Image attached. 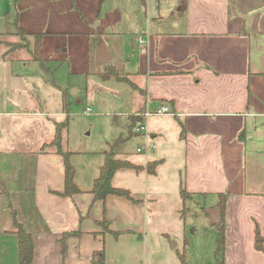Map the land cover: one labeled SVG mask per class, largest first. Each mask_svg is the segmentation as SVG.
I'll use <instances>...</instances> for the list:
<instances>
[{
    "label": "crops",
    "instance_id": "obj_1",
    "mask_svg": "<svg viewBox=\"0 0 264 264\" xmlns=\"http://www.w3.org/2000/svg\"><path fill=\"white\" fill-rule=\"evenodd\" d=\"M2 13L0 35L15 34L16 18L25 32L44 33L39 54L46 62L32 58L31 45L0 42V264H19L12 208L33 236L31 264H94L103 248L105 264H156L148 261L150 233L157 247L164 250L167 242L164 231L152 228L158 215L149 204L165 191L181 196L182 185L192 193L182 208L185 221L197 197L209 215L218 193L229 194L227 251L217 264H264V251L255 247L257 227L264 241V0H0ZM139 34L145 44L136 43ZM102 46L111 55L103 65L97 60ZM107 66L138 88L102 79ZM89 79L91 93L129 105L124 141L134 135L161 139L144 158L134 155L142 147L116 153L141 165L163 159L156 175L146 169L115 174L113 183L126 182L140 202L113 194L95 199L90 191L108 149L71 148L82 190L73 196L62 194L63 155L55 148L41 151L54 139L56 122L69 117L70 90L76 94ZM162 105L173 112L157 115L167 122L154 131L147 122L149 135L139 130L151 117L145 112ZM130 114L143 117L131 133ZM104 219L112 231L99 223Z\"/></svg>",
    "mask_w": 264,
    "mask_h": 264
},
{
    "label": "rangeland",
    "instance_id": "obj_2",
    "mask_svg": "<svg viewBox=\"0 0 264 264\" xmlns=\"http://www.w3.org/2000/svg\"><path fill=\"white\" fill-rule=\"evenodd\" d=\"M0 19H4L3 13L0 15ZM33 39L30 35L20 36L17 30L12 35H0V42L8 45V47L10 46V48H13L14 45L26 48L31 45L33 48ZM88 81L92 84L90 79L83 80V83L78 86L82 90L76 94H73L75 88L70 90L69 126L67 129L69 132L68 135L66 132L64 134L63 147L83 152L101 151L102 149L110 150L113 148L118 155L126 148L130 149L129 152H133L138 147H142V153L134 152V155L144 158L146 152L152 151V147L158 138L151 136L150 141L146 142L144 136L135 137L133 133V138L131 137L127 141H118L121 133L125 134L127 115L124 113H130L129 105H127L125 100H120L115 96L112 98L102 91L91 93L88 91L90 86ZM97 81L99 82L100 80ZM113 82H116V79H113ZM123 82L119 83L120 85L118 86L128 88L129 84ZM71 100H75L73 104ZM87 107L92 108L91 113H84ZM147 122L154 131L156 126L165 124L167 120L163 117L152 115L143 124L146 126ZM145 133L149 135L147 130ZM165 137L166 139L169 138L167 135ZM158 143L161 144V139H158ZM156 155L154 156L156 157ZM84 166H87V164H84ZM169 169L170 167L168 166L167 170ZM127 185L126 182L122 184L123 187H127ZM162 185L163 183H158L157 187L162 188ZM158 195L160 196L159 199L156 203L149 204L148 209L151 214L158 215V220L154 223L155 227L152 228H158L160 230L159 233L164 231L165 236L163 239L165 241L161 239L162 237L160 239L167 242V244L164 250L159 248V246L157 247V237L150 233L148 261L156 264H179V262L182 264L179 256L182 253L185 255L186 264H214L215 250L218 246V231L216 225L211 222L209 215L202 212L199 203H203L204 199L197 197L195 201L189 203L192 208L185 221L182 216L184 202L178 192L170 190ZM211 198L208 197L207 203L213 202L214 199L211 200ZM195 210L198 211L196 212ZM200 210L201 213L199 212ZM185 236L188 239L187 243H185ZM176 243H178V246H174Z\"/></svg>",
    "mask_w": 264,
    "mask_h": 264
},
{
    "label": "trees",
    "instance_id": "obj_3",
    "mask_svg": "<svg viewBox=\"0 0 264 264\" xmlns=\"http://www.w3.org/2000/svg\"><path fill=\"white\" fill-rule=\"evenodd\" d=\"M76 9H78L77 6H75ZM16 27H17V33L22 35H30L33 39V48H31L32 58L34 60L39 61L43 66L45 65V60L41 58L39 54V48L42 41V37L44 35L43 32H37V33H27L24 31V29L19 25L18 18H16ZM15 46V45H14ZM13 46V47H14ZM15 48H21V46H15ZM181 72V71H178ZM102 79H110L112 77H115L116 79L124 82H128L130 86L133 88H138L137 84H135L132 80L129 79V77L126 74H121L115 67L113 66H107L106 69L101 72ZM63 104L64 109L67 110L68 108V102L66 93H63ZM131 121V130L130 133L134 131V120L141 119L143 120V117L137 116L135 114L129 115ZM181 125V132L180 137L186 138L187 129L184 122L180 121ZM69 126V117H67L65 120L56 122V132L54 139L49 142L45 143L42 146V152H46L49 150V148H55L57 152L63 155L64 157V165H65V188L64 192H62L65 196H73L76 193L81 192V188L78 186L76 182V167L74 163L72 162V154L74 151L64 148L63 143V133L68 129ZM241 136H243L241 134ZM125 139L124 137H119L118 141H122ZM117 143V142H116ZM105 158L100 166L98 176L94 179L92 189L90 190L94 196L95 199H105L109 195H118V196H125L128 199L132 200L133 202H140L139 199L135 198L130 191L129 188L123 187V186H117L113 183V179L115 174L122 169H146V171L150 175H156L158 172V167L163 162V159H154L149 160L145 165L137 164L133 162L130 159L122 158L118 156L116 151H114L113 148L110 150L103 151ZM184 205L188 198L192 196V193L187 191L185 187L182 185L180 190ZM218 202L215 207H218L221 209L222 214V220L218 223H216L217 231H218V246L215 251V263L217 264L219 262L224 263L226 251H227V224H226V207L227 202L229 199V194L227 192H219L218 193ZM185 210V206L183 208V211ZM12 216H13V223L15 226V232L18 235L19 238V264H31L33 258H34V250H35V244L34 239L31 234L25 227L22 221L18 219L17 212L14 208H12ZM182 216H184V213H182ZM100 224L104 225L106 231H112V229L109 227V221L107 219L99 221ZM257 232V238L255 241V247L259 250L264 251V241L260 240V231L259 227ZM108 229V230H107ZM81 230L72 231L66 234V237L68 235L72 234H80ZM116 236L120 235L121 232H113ZM63 249L66 246L65 238L62 239ZM180 259L182 264H186V259L184 254H180ZM93 261L94 264H105V248L98 250L93 255Z\"/></svg>",
    "mask_w": 264,
    "mask_h": 264
},
{
    "label": "water",
    "instance_id": "obj_4",
    "mask_svg": "<svg viewBox=\"0 0 264 264\" xmlns=\"http://www.w3.org/2000/svg\"><path fill=\"white\" fill-rule=\"evenodd\" d=\"M97 60L99 64L103 65L111 60L110 52L106 49V47L102 46L98 49L97 52ZM211 217V221L213 224H216L222 220V214L220 208H213L208 211ZM176 245V244H175ZM174 247V246H173Z\"/></svg>",
    "mask_w": 264,
    "mask_h": 264
},
{
    "label": "built area",
    "instance_id": "obj_5",
    "mask_svg": "<svg viewBox=\"0 0 264 264\" xmlns=\"http://www.w3.org/2000/svg\"><path fill=\"white\" fill-rule=\"evenodd\" d=\"M135 41L137 44H145L147 42L145 37L142 34H139L136 37ZM91 112H92V108H90V107H88L85 110L86 114L91 113ZM172 113L173 112L168 105H162L156 111H146L144 115L148 117V116H152V115H163V114H172ZM139 130H141V131L146 130V126L144 124H141V126L139 127ZM138 150L141 152L143 150V148H139Z\"/></svg>",
    "mask_w": 264,
    "mask_h": 264
}]
</instances>
